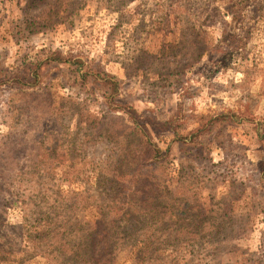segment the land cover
<instances>
[{"label": "rangeland", "instance_id": "obj_1", "mask_svg": "<svg viewBox=\"0 0 264 264\" xmlns=\"http://www.w3.org/2000/svg\"><path fill=\"white\" fill-rule=\"evenodd\" d=\"M98 220L112 264H264V0H0V264H88Z\"/></svg>", "mask_w": 264, "mask_h": 264}, {"label": "trees", "instance_id": "obj_2", "mask_svg": "<svg viewBox=\"0 0 264 264\" xmlns=\"http://www.w3.org/2000/svg\"><path fill=\"white\" fill-rule=\"evenodd\" d=\"M134 129L137 131V135L127 146L129 149L126 152H129L133 154L136 157L140 158V161L143 163L144 166H150V163L147 162V160H151L154 157V154L156 153L157 149L154 147V145L151 143L150 138L148 137L145 128L141 125L136 124L134 126ZM121 162H119L120 165ZM153 165V164H152ZM127 176V175H126ZM136 177V173H133L131 176L130 181H134V178ZM108 181L109 178H103V181ZM122 180V179H121ZM124 180V179H123ZM99 183H102V179L98 181ZM155 190L151 193H144L141 191V196H140V204L142 207L147 209V211L152 212L154 210L162 213V215H169L170 217H176L177 215H186V219H189L191 217L190 212H196L197 208L203 212L202 216L206 215V212L209 210L205 209L202 207V205H194L191 203L186 202L184 205H177L175 201L172 199L167 200V196L162 192V189H160L159 186H154L152 185ZM156 195H155V194ZM159 194L164 195V201H160ZM185 208V209H181ZM119 211L117 212H122L120 215L121 219L129 220L130 219V214L131 211L128 208V206L125 205L123 202V207L121 209H118ZM149 212H145V214H148ZM54 222L55 224L52 225L51 223ZM138 222V220H136ZM60 224V223H59ZM48 227H46L44 230L47 232H51L54 235L55 239V245L59 246V252L64 253L66 252V255H71L68 252H71L70 248L68 247L66 249V244H64V236L66 234L67 227L65 224H60L58 226V223L56 221H49L46 223ZM121 226V225H118ZM130 230L131 229H136L138 225H129ZM94 231H92L89 235L92 236L91 238L88 239V242L84 245L85 248H87L91 253L89 255L84 254L85 256L88 257L87 260L82 259V262L88 263V264H112L114 261V251L112 248V242L111 238L107 237L108 233L110 231L108 229L102 228L101 221H95L94 224L91 226ZM147 240V239H146ZM143 239H137L133 244L132 248L135 250H138V253L140 251H145L149 246H151L153 243L148 242ZM41 244V242H40ZM77 255H82V253L79 251L75 255L72 256V259L77 256ZM86 257V258H87ZM78 258V256H77ZM63 262L67 261V258H62Z\"/></svg>", "mask_w": 264, "mask_h": 264}]
</instances>
